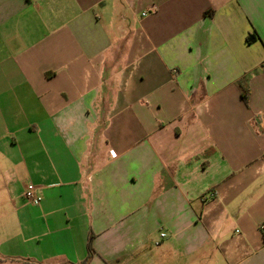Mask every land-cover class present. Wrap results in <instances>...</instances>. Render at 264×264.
<instances>
[{
  "label": "crops",
  "instance_id": "0c3cea01",
  "mask_svg": "<svg viewBox=\"0 0 264 264\" xmlns=\"http://www.w3.org/2000/svg\"><path fill=\"white\" fill-rule=\"evenodd\" d=\"M0 198L1 261L264 264V0H0Z\"/></svg>",
  "mask_w": 264,
  "mask_h": 264
},
{
  "label": "built area",
  "instance_id": "2783aa9c",
  "mask_svg": "<svg viewBox=\"0 0 264 264\" xmlns=\"http://www.w3.org/2000/svg\"><path fill=\"white\" fill-rule=\"evenodd\" d=\"M147 15H148V12L143 13V16H147ZM24 196L29 204H33L36 206L40 205L43 200L42 196H40L38 193L37 186L33 184L28 185V187L26 188L24 192ZM161 236L165 237L166 234H161Z\"/></svg>",
  "mask_w": 264,
  "mask_h": 264
},
{
  "label": "rangeland",
  "instance_id": "374dc122",
  "mask_svg": "<svg viewBox=\"0 0 264 264\" xmlns=\"http://www.w3.org/2000/svg\"><path fill=\"white\" fill-rule=\"evenodd\" d=\"M3 198H0V202H3ZM4 209H2V211H3ZM4 212V211H3ZM6 216H3V217H1V219L2 220H0V225H3L4 223H6L5 221H4V218H5ZM0 264H30V263H26V262H20V261H1L0 260Z\"/></svg>",
  "mask_w": 264,
  "mask_h": 264
},
{
  "label": "trees",
  "instance_id": "16d2710c",
  "mask_svg": "<svg viewBox=\"0 0 264 264\" xmlns=\"http://www.w3.org/2000/svg\"><path fill=\"white\" fill-rule=\"evenodd\" d=\"M253 40H255V37L250 35L248 37V42H252ZM247 97V96H246ZM94 238L93 235L90 236V242H89V256H88V260L90 259L92 253H93V250H92V247H91V242H92V239Z\"/></svg>",
  "mask_w": 264,
  "mask_h": 264
}]
</instances>
